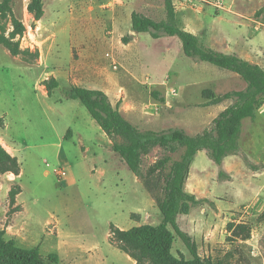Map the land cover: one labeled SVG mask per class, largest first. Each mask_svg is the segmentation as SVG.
I'll use <instances>...</instances> for the list:
<instances>
[{
    "label": "rangeland",
    "instance_id": "374dc122",
    "mask_svg": "<svg viewBox=\"0 0 264 264\" xmlns=\"http://www.w3.org/2000/svg\"><path fill=\"white\" fill-rule=\"evenodd\" d=\"M30 4L31 0L12 2L14 16L25 26L24 34L17 36L14 42H19L20 49L26 54L15 57L0 44V120L4 124L7 118L12 123L7 139L18 149L22 170L12 188L21 186L20 200L25 208L23 216L14 219L20 208L9 206L6 193L0 196V231L14 226L6 238H15L18 246L26 249L40 246L42 256L50 263L48 256L59 252L56 237L48 232V226L57 225L59 232L64 231L69 244L83 246L84 254L78 256L75 264H101L98 259L103 264H132L112 240V227L129 230L137 225L136 221L157 224L155 214L160 211L135 198V189L141 190L147 198L149 196L125 163L120 169L116 167L118 161L114 162L111 156L115 154L121 159L118 154L100 149L102 130L86 107L80 101L65 98L64 92L77 79L75 75H67L70 68L80 62L81 56L88 55V66H92L97 74L102 71L108 74L106 77H112L118 93L131 85L136 88L134 90L141 100L130 102L135 110L157 100L153 93L160 92L170 100L172 107L159 109L160 124L153 123L158 126L155 127L157 132L176 129L183 120L196 116L194 110L201 109L196 105L206 100L202 92L213 87L212 83H220V89L225 93L241 87L239 80L244 84L245 81L236 73L187 57L178 37L166 36L156 41L149 33H141L134 36V41L126 34L127 15L132 11L155 21L167 20L166 0H43L44 14L40 21L30 12ZM173 4L180 13L187 12V4L200 9L189 8L199 36H207L210 31L209 38L228 43L220 49L206 43L207 47L229 55L248 47L258 52L256 60L264 65V0H173ZM79 19L91 20V23L83 27ZM118 19L123 34H119L111 23ZM13 32L11 18L0 16V36L11 38ZM85 37L87 42L83 39ZM105 37L113 38V41L95 42ZM127 38L133 43H125ZM107 53L111 54L110 58L106 57ZM113 59L116 64L112 63ZM51 71L56 72L60 87L48 91L47 85L54 78ZM229 76L235 79L228 80ZM167 81L178 90L179 96L169 95V86L163 85ZM44 90L51 97L44 96ZM180 100L191 106L180 109ZM228 102L234 104L235 100ZM212 110L216 112L218 109ZM200 112L206 114L203 110ZM158 115L149 117V120L155 122ZM166 116L167 120L164 119ZM2 128L0 125V130ZM257 129L254 142L260 149L264 145V123L261 120ZM70 130H78L83 135L86 147L91 149L89 154H84L80 138L68 136L63 139L62 149L53 145L59 142V138L66 137ZM249 130L246 126L244 142L249 141ZM111 144L113 146V142ZM245 153L255 157L251 163L255 172H263L264 152L253 151L252 154L245 149ZM182 154L183 150L170 153L156 148L144 157L143 173L153 170L164 156L178 160ZM104 168L109 172L103 178L101 172ZM55 170H65L69 179L77 180V185L67 187L65 182L61 184ZM261 175L248 179L251 185L254 182V186L251 194H246L245 201L232 203L229 198L224 203L201 202L192 207L189 220L185 222L195 225L190 230L199 234L195 243L201 258H212L216 262L233 250L235 258L231 264H264V221L261 219L264 190H258L264 187V176ZM244 188L241 186L235 191L241 195ZM133 212H139L143 217L134 214L131 219ZM146 213L151 216L145 217ZM234 222L251 226V239L230 242L228 225ZM180 254L192 259L184 243L177 238L173 255L179 257ZM67 258L62 264H73Z\"/></svg>",
    "mask_w": 264,
    "mask_h": 264
},
{
    "label": "trees",
    "instance_id": "16d2710c",
    "mask_svg": "<svg viewBox=\"0 0 264 264\" xmlns=\"http://www.w3.org/2000/svg\"><path fill=\"white\" fill-rule=\"evenodd\" d=\"M13 0L0 1V16L11 18L14 32L11 38L0 36V44L4 45L13 56H20L26 52L20 49V43L14 42L17 36H22L25 26L14 16ZM30 12L35 14L36 20L43 17V0H31ZM167 20L154 19L138 12L132 14V28L137 34L149 33L152 38L178 37L182 42L184 54L198 62H206L218 68L236 73L247 84L243 91H232L223 96H216L212 90L206 89L202 96L207 100L204 107L220 104L225 100H235V103L223 111L213 122L210 129L203 133L190 136L183 129H171L157 132L141 130L133 125L114 106L108 95L101 90H91L79 86H70L64 92L68 100L80 101L97 122L102 131L113 142V150L125 162L129 170L143 180L145 188L155 199L161 214L158 225H143L129 230L112 227L111 238L117 247L129 255L137 264H231L235 258L230 250L216 262L212 258L203 259L198 253V247L193 238L178 225V216L190 213L193 206L200 202L185 191V184L190 172V166L200 151L206 150L209 158L218 166L224 159L239 151V141L242 135L243 121L254 120L259 109L264 105V69L237 55H229L213 50L205 45L201 39L181 28L173 0H166ZM129 38L124 39L129 43ZM59 88V82L53 78L47 89ZM160 92L153 96L165 103ZM0 125H3L0 120ZM156 148L176 153L183 150L178 160L171 156H164L158 164L143 173V159ZM21 165L0 144V174H14L20 176ZM226 175L220 171V178ZM161 192V195H158ZM22 192L20 186H14L9 192L10 206L16 205L17 196ZM18 208V207H17ZM19 211V210H17ZM264 221V213L261 215ZM230 242L248 241L252 237V227L248 224L230 223L228 225ZM179 238L192 259L183 254L173 255V247ZM237 251V249H235ZM51 264H61L57 254H50ZM42 256L40 249L22 248L15 240L6 238V231H0V264H50Z\"/></svg>",
    "mask_w": 264,
    "mask_h": 264
},
{
    "label": "crops",
    "instance_id": "0c3cea01",
    "mask_svg": "<svg viewBox=\"0 0 264 264\" xmlns=\"http://www.w3.org/2000/svg\"><path fill=\"white\" fill-rule=\"evenodd\" d=\"M187 5H188L187 6L188 8H185V9H187V10H185L187 12L186 13L183 12L184 14L180 13V12H178V10H176L179 25L182 26V27L181 26L180 27L185 29L186 31L200 37L202 41L204 40L205 44L206 43L212 44L214 47L219 48V49L225 47L228 44L227 42H223L221 40H216L213 37L209 38L210 31L208 32L207 36L204 34L199 36L200 33L198 32V30H196L194 19L192 17L193 14H192V16L190 15L189 8L192 7L191 9H194L195 11H200V9L195 8V6H191V4H187ZM222 6L224 8H226V6H224V4H222ZM133 13H134V11L130 12L127 15L126 34H129V37L134 38V36L137 37L139 35L137 33H135L133 31V28H132V14ZM239 15L240 16H243V15L246 16L245 14H242V13H239ZM130 20H131V24H130ZM79 23L82 24L83 27H86L87 25H89L91 23V20L79 19ZM111 23H113V25L117 28V30H119V34H123L121 32V27L119 26V19L116 21H113ZM110 25H112V24H110ZM102 26H104V25H102ZM80 28H81V26H80ZM81 33L84 34L82 31H81ZM95 36H97V35H95ZM162 38L155 39V40L156 41L162 40ZM83 39L85 40V42L88 41V40H86V37ZM87 39H89V38H87ZM91 40H93V39L91 38ZM105 40L106 41L108 40V42L110 43L113 41V38L105 37L104 39H97L95 42H101V41H105ZM131 41H133V40H129V43ZM134 41H136V38H134ZM131 43H133V42H131ZM257 53L258 52L253 50V49H249L248 47H245V48L243 47L242 49H240V51L235 53V55H237L238 57H240L246 61H249L253 64H257L264 69V65L261 64L260 62H257V60H256V54ZM84 56H86V57L81 56L79 59L80 62L78 64L77 63L74 64L70 68L69 72L67 73V75H69L70 77H74V75L77 77L75 82L72 84L74 86L84 87V88L91 89V90H101V91L105 92L108 95L111 103L114 106H119L122 114L133 125H135L139 129L146 128L147 130L156 131L157 129L155 127H158V126H154V125H156V123L159 125L160 121L162 119L158 115V113L163 108L170 109L172 107V103L170 102V100L168 98H165V96L161 95V98L162 97L165 98V103H161L160 101L155 100L154 102H152V103H150V104H148V105H146V106H144L138 110H135L136 109L135 106L130 105L131 104L130 102L137 103L141 100L139 93L134 90L136 88H134L133 85H131V86L126 87L124 92L118 93V87H116V82L114 81V79L110 76L106 77L105 75H108V74L107 73L105 74V72H102V71L98 72V74H97V72L94 70V68L92 66H88V58H87L88 55L84 54ZM112 63L116 64L117 62L115 59H113ZM115 68H117V67L115 66ZM50 75L54 76V78L57 80V82H59L55 71H51ZM227 79L230 80V79H235V78H231V76H229V78L227 77ZM239 81H240L239 84L241 85V87L236 88L235 91L245 90L247 87L246 82L244 84L243 82H241V80H239ZM212 84L213 85H211V86H213V87H210L208 89L212 90L216 96H221V95H225L229 92H232L230 89L229 92L222 93V90L220 89L221 88L220 83L214 82ZM163 85L169 86V88H168L169 89L168 90L169 95L171 94L173 96H179L178 90L175 87H172L170 85L169 81L163 82ZM38 87L39 86H38V82H37V88ZM59 87H60V82H59ZM42 94L44 96L51 97L50 94L48 93V91H46V90L42 91ZM228 101H231V100H225V101L221 102L220 104L207 106V107L203 106L207 102V100L201 102L199 105H196V107H200L201 108L200 110H203L204 112H206V114H201L200 110H197V108H196L194 110V113H195L194 115H196V116H193V118L190 120H186V119L183 120V124H180L178 126V128L185 130L188 133V135H190V136H196V135L203 133L205 130L210 129L212 122H214V120L223 111H225L228 107H230L233 104L232 102H228ZM57 102H61V101H57ZM180 103H181L180 109H182V110L184 109L185 106H191L190 103H188V102L184 103V102H182V100H180ZM212 109H218V110L216 112H214ZM154 115H158V117H159L156 119L155 122L149 120V117L154 116ZM164 119L167 120L168 119L167 116L164 117ZM175 120H177V116L175 117ZM260 120L264 123V105L259 109L257 116L254 120L248 118V119H245L243 121L242 135H241V138L239 141V151H238V153H236L234 155H230V156L226 157L221 166L216 165L209 158L208 152L206 150L198 152L196 154L191 166H190V172H189L188 178L186 180V184H185V191L188 194L194 196L196 198V200L200 203L201 202L224 203L229 198H231L232 203L245 201L246 194L250 195L251 191H252V187L254 186V182H252L253 184L251 185V183L248 179H254L257 175H259V173L260 174L262 173V175H261L262 177L264 176V171L261 172L259 170L260 172L259 171L255 172L256 169H254L255 167L253 166V164H251V163H254V161L256 160L255 157H253L250 154L245 153V149H249L251 151V153L253 151H255L256 153L264 152V145H262V147L259 149L257 147L256 143L254 142V133L257 129L258 122ZM153 123H154V125H153ZM161 123L163 124L164 121H162ZM138 125H143V127L138 126ZM246 126L250 129L249 130L250 138H249V141L244 142V136L246 134V132H245ZM10 129H12V123L10 121H8L7 118H5L3 128H2V130H0V144L7 150L8 153H10L13 157H16L19 160L18 155H17L18 149L16 148L15 143H13L12 141H8V139H7V136L9 135ZM68 136H71L72 139L80 138V140L82 142L81 147H82L84 154L90 153V151H91L90 147H86L85 141H83L84 140L83 135L80 134V132L78 130L77 131L70 130L66 137L63 136V137L59 138V142L55 143L53 145L58 146L62 149V147H63L62 141H63V139H66ZM100 139L102 140V145L100 146L101 150H108L112 154L115 153L113 150L112 144H111L112 141L107 137V135L103 131H102V134L100 136ZM246 143H247V146L245 147ZM62 153H63V151L61 150L60 155ZM252 154H254V153H252ZM111 157H112L111 159H113L114 162H116V160L118 161V163L116 162V167L118 169L124 167L125 162L123 160L119 159L115 154H113ZM85 158H86V155H85ZM208 159H210V160H208ZM260 160H262V157H260ZM105 163L108 164V160H106ZM92 171L95 172V170H92ZM220 171H223L226 174L222 178H220V176H219ZM108 172H109V170L107 168H104L102 170L101 174H102L103 178L108 176ZM54 173H55V171H54ZM21 175H22V171H21L20 176ZM20 176H15L14 174H6V175L0 174V178L3 179L2 181L0 180V196L5 195L4 193L9 195V191L11 190L12 186L16 184V182L20 178ZM59 179L61 180L60 183L63 184L65 182L67 187H75L77 185V180L74 178L69 179L68 174H67L66 178L61 179L59 177ZM135 179L141 183V185L143 186V191L146 192L149 196V198H147L141 190L135 189V191H134L135 198L138 199L144 205L147 204L149 206L157 207L155 200L151 197V194L145 188L143 181L137 176H135ZM241 186L245 187L244 188L245 190H244V193H242L240 195L235 190ZM258 190L263 191L264 187H262L261 189L258 188ZM258 190L255 192H258ZM22 192L17 196V199H16V205L14 207H19L20 211L17 213V215L14 216V219H16V218L19 219L21 216H23V213L25 211V208H24V206L20 200ZM9 206H10V203H9ZM134 214L142 216L141 214H139V212H137V213L133 212L131 214V219H133L132 215H134ZM155 215H157V224H150V225L160 224L161 214L156 213ZM148 216H151L150 213H146L145 217H148ZM189 216H190V213L187 215H179L178 216V225L180 226V228L184 232L188 233L193 238L194 241L198 242V237H199L198 232L195 233V232H192V230H190L191 227L195 228V225L191 226V224H190L191 222H185V221L189 220L188 219ZM136 224L137 225L135 227L148 225V224H142V223L137 222V221H136ZM12 227H14V226H11L10 228H12ZM10 228L7 229L8 232L5 230L6 235H8ZM26 229H28L27 226H26ZM121 230H125V229H121ZM48 232L54 234L56 237L59 253H51V254H57L60 258L61 264H62V260L63 259L65 260L66 257H68L67 258L68 261L70 259L72 261V263L75 264V261H77L78 256H80L81 254H84L83 253V246L82 245L76 246V245L69 244V242L66 241L67 239L65 238V234H63L64 231L59 232L57 225H55L53 227L52 224H50V226H48ZM13 240H15L17 243V240L15 238ZM80 247H82V249ZM34 248H37V247H34ZM38 248L40 249V246H38ZM27 249H30V248H27ZM40 252H41V250H40ZM66 254H69V255L64 257V255H66ZM127 256H128L129 261L132 264H137L129 255H127ZM98 260L101 264H103V262H101L100 259H98Z\"/></svg>",
    "mask_w": 264,
    "mask_h": 264
},
{
    "label": "built area",
    "instance_id": "2783aa9c",
    "mask_svg": "<svg viewBox=\"0 0 264 264\" xmlns=\"http://www.w3.org/2000/svg\"><path fill=\"white\" fill-rule=\"evenodd\" d=\"M106 57L110 58L111 54H106ZM55 174H57L61 179H64L67 176V172L65 170H55Z\"/></svg>",
    "mask_w": 264,
    "mask_h": 264
}]
</instances>
